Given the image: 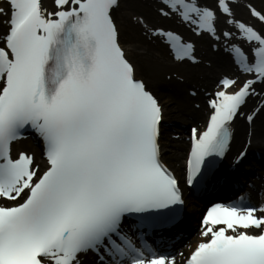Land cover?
Here are the masks:
<instances>
[{"label": "snow or ice", "instance_id": "snow-or-ice-1", "mask_svg": "<svg viewBox=\"0 0 264 264\" xmlns=\"http://www.w3.org/2000/svg\"><path fill=\"white\" fill-rule=\"evenodd\" d=\"M167 3L173 11L179 5L194 13L198 19L192 22L201 29H212L211 11L184 0ZM8 4L9 12L0 8L9 15L0 46V264H80L79 256L89 251L121 257L114 264H175L154 252L145 256L121 234L127 214L168 208L180 202V194L159 159L161 108L135 78L119 44L111 15L118 0H53L51 12L41 0ZM219 7L229 13L224 0ZM238 27L258 42L251 60L233 50L241 70L255 80L209 101L206 131L193 130L190 183L206 157L223 154L227 124L253 84L264 81V38ZM179 47L187 55L190 46ZM220 84L230 89L236 81ZM26 127L45 143L42 175L32 157H11V143ZM17 200L23 202L2 203ZM256 211L212 207L202 221L207 240L186 264H264V216Z\"/></svg>", "mask_w": 264, "mask_h": 264}, {"label": "bare ground", "instance_id": "bare-ground-1", "mask_svg": "<svg viewBox=\"0 0 264 264\" xmlns=\"http://www.w3.org/2000/svg\"><path fill=\"white\" fill-rule=\"evenodd\" d=\"M207 1L211 4L215 0ZM158 3L157 0H118L117 8L119 9L113 10L111 14L117 22L119 42L125 50V56L134 66L135 77L146 83L147 90L154 93L163 108L165 127L162 132L160 130L163 134H161V140L159 141L162 147V158L172 171L178 174L181 172L180 165H184L186 162L185 160L188 156L187 149L190 146L189 137H186L181 132L182 126H187L189 123L199 126L197 123L202 121L203 114L207 110L204 100L198 98L194 100L189 94L184 93L183 89L187 87V81L193 82L195 78L197 79V76L194 75L195 70H198L200 74L208 75V79L206 78L204 82L214 79L215 76L210 75L207 72L208 69L213 71V74L220 73L224 75L225 73H229L235 79V87H237L247 74L237 66L235 69L229 67L231 65L230 54L223 51L222 43L227 39L236 42L239 40L240 34L235 22L233 23L230 19L223 16H221L222 18L217 17L215 20L214 32L220 40H218L219 43L216 44L214 51L208 49L204 52L202 46L197 44L195 52L198 55V64L192 65L186 62H174L169 54L168 47L162 43L163 38L153 33L155 28H160L164 24L169 25L168 20L158 17ZM47 4L51 6L52 11L55 10L53 0H42L43 8L47 12H51L47 8ZM7 7L8 0H0V8H3L6 12ZM134 14L141 18H137L134 22L132 19ZM234 15L237 20H244L239 17L249 16L250 9L246 3L238 2ZM170 19L171 23L169 26L177 22V18L174 15ZM7 21L8 15L6 20V15L0 14V32L4 31V25ZM225 33L228 35L226 36ZM189 37L186 35V38ZM207 45L212 47L214 43ZM207 63L212 68H208ZM204 86H209V83ZM256 99H259V97H250L248 103H252ZM191 101L196 102L198 108L193 109ZM249 109L250 107H247L245 113ZM257 118L253 124V146L251 149L255 148L260 152L259 165L261 166V170H264V107L259 111ZM171 123H179L180 127L178 126L173 129ZM232 126L234 134L233 147H235L237 144L243 142L247 124L243 119L237 118L234 120ZM164 131L167 132L164 133ZM23 145L26 146L25 144ZM26 147L29 149L28 153H31L30 157L33 159L32 167L41 173L47 164L41 158L42 148L40 143ZM193 234H197V231L188 234L189 240L192 239ZM79 260L80 264H95L87 254L84 256L80 255Z\"/></svg>", "mask_w": 264, "mask_h": 264}, {"label": "rangeland", "instance_id": "rangeland-1", "mask_svg": "<svg viewBox=\"0 0 264 264\" xmlns=\"http://www.w3.org/2000/svg\"><path fill=\"white\" fill-rule=\"evenodd\" d=\"M140 1V0H139ZM197 2H198V4L200 5V6H205L206 5V3H205V1L206 0H196ZM240 2H245V3H247L248 4V7H249V9H251V12H255L256 13V15L255 16H257V18H258V16L260 15V19H261V22H257L256 23V25L255 26H257L259 29H260V31H262L263 33H264V19H262V18H264V0H239ZM142 4H144L143 2H142ZM213 5H214V3H213ZM154 8H156V7H154ZM235 8V5L233 6V9ZM119 8H117V10H118ZM235 12V11H234ZM233 13V12H232ZM136 14V13H135ZM134 14V16H133V21L135 22L136 20H137V18H141V17H138L137 15H135ZM250 18V15L249 16H247L246 18ZM241 18V17H240ZM251 18H253L252 17V13H251ZM234 19H235V16H234ZM255 19V18H254ZM140 20V19H139ZM258 20V19H257ZM256 20V21H257ZM160 27H162V28H165V27H167V25H163V26H160ZM155 29H157V28H155ZM145 83V82H144ZM146 84V83H145ZM179 126V124L178 123H175L174 125H172V127H173V129L175 128V127H178ZM180 127V126H179ZM178 129V128H177ZM163 130H164V127H163ZM167 132V131H166ZM181 132L182 133H184L185 135H187V130L186 131H184L183 129L181 130ZM20 147H23V145L22 144H20ZM26 150V149H25ZM177 165V164H176ZM175 165V166H176Z\"/></svg>", "mask_w": 264, "mask_h": 264}]
</instances>
